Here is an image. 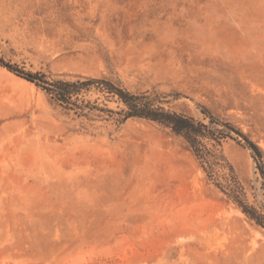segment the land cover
Masks as SVG:
<instances>
[{
	"label": "rangeland",
	"instance_id": "obj_1",
	"mask_svg": "<svg viewBox=\"0 0 264 264\" xmlns=\"http://www.w3.org/2000/svg\"><path fill=\"white\" fill-rule=\"evenodd\" d=\"M260 162L264 0H0V264H264Z\"/></svg>",
	"mask_w": 264,
	"mask_h": 264
},
{
	"label": "trees",
	"instance_id": "obj_2",
	"mask_svg": "<svg viewBox=\"0 0 264 264\" xmlns=\"http://www.w3.org/2000/svg\"><path fill=\"white\" fill-rule=\"evenodd\" d=\"M11 70H13L11 67H9ZM18 75L22 76L26 80L38 83V80L41 81L40 76L38 74H24L22 72H18ZM46 84H49L50 87H45L48 92L56 96L60 101L68 104V105H74L76 108H81L80 106L74 104L72 102V98L74 95L80 94L83 90H88L89 87L94 83H106L99 80H91L87 79L85 82L76 81V82H57L56 84H50L48 82H45ZM109 93L119 95L120 100L128 107V111L126 113V118L131 117H143V118H149L152 120L159 121L161 123L167 124L168 126L172 127L173 131L176 133H182L185 131L186 126L184 125H178V123L182 124H189L192 122L191 119L180 116L177 114H165L166 118H160L157 114H154L153 112H149L147 109L150 106L149 104H144L145 100L148 99L146 96L137 97L134 95H131L129 93L124 92L123 90L117 89L115 87H108L106 88ZM164 115V114H163ZM249 145L254 150V153L256 154L257 159L262 158V154L258 147L254 145L252 142H248ZM260 161V160H259ZM260 168L262 170V174L264 176V163L260 162ZM244 212L253 220L256 221V223L264 228V207L262 208V211H258L255 208H251L248 210L247 208H244Z\"/></svg>",
	"mask_w": 264,
	"mask_h": 264
}]
</instances>
